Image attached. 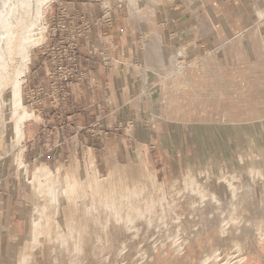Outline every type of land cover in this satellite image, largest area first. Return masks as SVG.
I'll use <instances>...</instances> for the list:
<instances>
[{
  "label": "bare ground",
  "instance_id": "obj_1",
  "mask_svg": "<svg viewBox=\"0 0 264 264\" xmlns=\"http://www.w3.org/2000/svg\"><path fill=\"white\" fill-rule=\"evenodd\" d=\"M47 1L0 0V145L11 142V149L16 148L18 140L23 138L24 123L32 113L21 101V83L31 48L39 45L42 38V7ZM127 1L132 18L141 8L144 13L151 14L160 0ZM36 27L40 28L38 32H34ZM144 33L148 40L140 49L143 53L141 70L146 68L147 59L162 44V36L156 30L145 29ZM200 52L187 65L198 61L208 66L209 62L203 61L208 52ZM174 60L170 54L167 59L170 68L178 71L183 65H176ZM208 70L214 71L212 68ZM215 72L218 74L219 68ZM144 74L141 80H144L142 85L146 90ZM156 100L163 103L164 94ZM219 111L221 121L230 119L231 113L227 109L209 110L207 115L214 120L213 116ZM222 128L226 131L227 126ZM248 146V140L241 134L235 140L230 136L220 140L218 147L222 161L218 166L213 170L206 164L204 167L199 165L197 171L185 169L184 173L178 174L176 187L168 198L160 194L155 197L142 182L131 176L123 190L111 188L104 194L103 189H108L104 182L110 180L111 170L108 177L99 178L95 172L89 177L76 170L68 176L67 172L59 169L36 168L32 178L27 179L38 197L30 220L32 229L27 236L25 233H13V238L22 237L21 241L15 239L18 244L10 242V248L16 246L19 249L17 253L15 251L18 261L14 264H27L31 258L28 252L33 253L34 247L38 246L40 232L37 228L44 211L48 226L52 215H56L60 223L56 226L52 222V228H46L49 264H78L83 259L93 261L92 264H102L107 261V258H99L102 248L113 256L108 264H129L137 256L132 264H145L147 258L140 259L139 255L145 250L147 254L150 251L156 253L163 240L178 255L188 241L195 242L197 246L203 244L197 264H231L222 258L225 255L222 254V246L228 242H233L232 247L237 249L246 248L252 256L251 264H264V150L251 155ZM239 150L240 154H237ZM0 154L4 157L6 151ZM139 161V153H132L129 157L132 169L127 168L126 171H137ZM24 168L25 176L27 169ZM121 173L127 175L124 171ZM149 178L147 174L145 180ZM177 206L181 207L182 213H177ZM22 228L24 230L25 226ZM123 255L128 257L121 259ZM5 257L0 264H13ZM242 260L237 259L236 264ZM163 261L173 264L171 260Z\"/></svg>",
  "mask_w": 264,
  "mask_h": 264
},
{
  "label": "rangeland",
  "instance_id": "obj_2",
  "mask_svg": "<svg viewBox=\"0 0 264 264\" xmlns=\"http://www.w3.org/2000/svg\"><path fill=\"white\" fill-rule=\"evenodd\" d=\"M53 1L48 0L42 7L43 18L41 22L44 27L42 38L39 45L31 48L30 58H32V54L36 49L45 48V37L49 33L50 27L47 16L52 8L57 11L56 4H53ZM58 1L72 2L77 0ZM85 1L88 2V5L93 4L92 11H98L101 7L104 11H110V9L112 11H123L127 15L126 23L128 27L136 29V32L141 35V42L138 49H136L137 53L134 55L136 59L133 65L134 77H136L134 92L127 104L119 107L114 114L103 115L93 123L79 129L84 136L78 138L82 140L86 137L83 148L76 136L68 138L64 144H61V147L57 142L58 152L65 147L66 150H70L67 157L56 158L53 162H46L43 159L29 162L26 156L28 149L24 146L25 135L18 140L14 149H11V142L8 141L0 145V153L6 151L4 157L0 154V165L3 162L6 165L10 164L17 171L18 182L16 181V188L13 191L18 192V197L21 198L23 205L27 204L25 211L26 225L21 232V234L25 233L26 236L32 229L30 220L35 212L34 204L38 200L33 188L27 183V179L32 178L36 168L43 169L44 166L51 170L59 169L60 172H67L68 176H71L72 171L76 170L85 172L89 177L94 176L95 172L99 178L108 177V172L111 170L110 180L104 182L108 186V189L106 187L103 189L104 194L109 192L111 188L115 191L123 190L130 182L128 180L131 176L142 182L148 192L153 193L155 197L161 195L168 198V194L176 187L178 174L184 173L185 169L190 168L197 171L200 166L204 167L206 164L210 167V170H213L218 166L222 161L218 147L220 140L227 139L229 136L235 140L241 134L248 140L247 150L251 155L256 151L264 150V48L261 46L259 35L254 34L255 27L239 34L231 32L228 37L223 38L221 41L215 38L207 48L199 45L198 48L189 52L182 50L183 54H178L180 50L171 48L168 39H166L167 37L158 31L162 36V44L147 59L146 68L141 70V56L143 55L141 50L144 42L148 40V36L142 29L143 27L156 29L157 23L154 20V12L151 14L144 13L145 10L141 8L138 10L136 17L131 18L127 0ZM182 1L189 4L194 3L196 9L205 8L201 6L202 0H190V2L189 0H174V3L179 5ZM246 21L250 22L249 25L252 24L250 18L247 17ZM34 30V32H38L40 28L36 27ZM200 51L208 52V56L203 61L209 62V65H201L198 61L193 62L192 65H187L192 58L201 53ZM170 54H173L176 65H183L180 70L175 71L170 68L171 64L167 61ZM129 57L131 56L129 55ZM154 66H157L158 69H155ZM211 68L214 70L213 73L207 71ZM217 68L220 70L218 74L215 72ZM146 69H149L152 75L158 77L156 82H158L159 92L152 97L150 95L151 90L148 88L145 90L140 84L144 81L140 79H142ZM27 71L22 77L21 101L26 109L33 114L31 113L24 125L42 120L45 110L44 102L41 111L39 110L40 105L36 107L33 103L34 98L30 94V86L25 83ZM164 77L167 78L164 80ZM141 92L142 94H140ZM162 94H164V102L160 103L156 99ZM138 108H144L145 111L139 112ZM215 109H227L231 113L230 119L221 121V112L219 111L213 116L212 119L214 120H211L207 115V111ZM223 126H227L226 131L223 130ZM94 137L98 138V141L90 142V138L93 139ZM132 153L134 155L139 153L138 170L127 172V168L132 169L129 166V157ZM224 153L226 154V151ZM237 154H240V150ZM160 162H164L165 165L159 169L157 164ZM24 167L27 169L25 176L24 172L22 174ZM155 170H157V174H155ZM121 171L126 172L127 175H123ZM147 174L150 175V178L146 181ZM176 211L177 213L183 212L179 206H177ZM46 215L45 211L40 215L37 228L40 232V241L38 246L34 247V254L28 252L31 258L27 264H49L50 253L46 230L52 228V222L56 226H59L60 223L57 220L58 217L52 215L51 223L48 226ZM3 224L4 222L0 219V262L6 256L5 259L12 261L14 264L18 261L16 253L19 249L16 246L10 248V242L21 241L22 237L13 238L15 235L12 232H5L2 227ZM14 234L19 233L14 232ZM224 246H222V254L225 253V255H222L223 259L231 264H236L237 259H243L239 264H251L252 256L247 253L246 248L237 249L232 247L234 246L233 242H228ZM203 247V244L197 246L195 242L188 241L182 247L180 255H178L167 241L163 240L156 253L153 254L150 251V254H147V250H145L144 254L139 255V258H147L145 264H167L163 259L171 260L173 264H197L199 252ZM112 257L106 248L101 249L99 258H107V261H103L102 264H108ZM127 257V255H123L121 259ZM137 259L138 256L137 258L134 257L129 264L136 262ZM92 262L83 259L78 264H92Z\"/></svg>",
  "mask_w": 264,
  "mask_h": 264
},
{
  "label": "crops",
  "instance_id": "obj_3",
  "mask_svg": "<svg viewBox=\"0 0 264 264\" xmlns=\"http://www.w3.org/2000/svg\"><path fill=\"white\" fill-rule=\"evenodd\" d=\"M62 5L70 16L77 19L79 12L92 23L90 31L80 39L78 49V66L84 72L85 80L73 85L66 111L54 110L45 100L42 120L25 125L24 146L28 149L26 156L29 162L39 159L53 162L56 158L67 157L70 150L65 147L58 152L56 143L61 147L74 136L83 148L86 137L82 140L78 138L84 136L79 129L103 115L114 114L119 107L127 104L134 92V55L142 38L136 29L128 27L127 15L123 11H104L102 7L92 11L93 4L88 5L85 0L63 1ZM201 6L205 8L196 9L194 3L186 1L179 5L174 0L159 1L154 11L158 27H143L142 30L162 32L171 48L189 52L199 45L207 48L215 38L221 41L231 32L239 34L255 27L254 34L259 35L264 48V0H202ZM54 13L52 8L48 21L51 22ZM247 17L252 24L246 21ZM51 43L52 37L46 34L45 44ZM28 64L25 83L30 87L36 84L47 87L48 63L40 49L33 52ZM144 73L145 86L151 90L152 97L159 92L158 77L152 75L149 69ZM138 111L145 109L138 108ZM95 141L98 138H90V142ZM164 165L160 162L157 167L160 169ZM16 181L17 171L3 162L0 165V219L4 222L2 227L5 232L21 234L23 225H26L27 204L23 205L18 192L13 191Z\"/></svg>",
  "mask_w": 264,
  "mask_h": 264
},
{
  "label": "built area",
  "instance_id": "obj_4",
  "mask_svg": "<svg viewBox=\"0 0 264 264\" xmlns=\"http://www.w3.org/2000/svg\"><path fill=\"white\" fill-rule=\"evenodd\" d=\"M61 2L53 1L57 11L52 15L48 33L52 43L44 44L45 48L41 49L44 60H48L49 83L47 87L39 84L30 87L33 103L36 107L40 105V111L45 99L54 110L66 111L73 85L85 80V74L78 66V49L80 39L90 31L92 23L79 12L77 19L70 16Z\"/></svg>",
  "mask_w": 264,
  "mask_h": 264
}]
</instances>
